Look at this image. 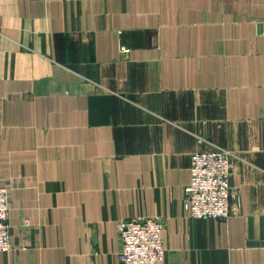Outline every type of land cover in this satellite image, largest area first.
<instances>
[{
    "label": "crops",
    "instance_id": "obj_1",
    "mask_svg": "<svg viewBox=\"0 0 264 264\" xmlns=\"http://www.w3.org/2000/svg\"><path fill=\"white\" fill-rule=\"evenodd\" d=\"M214 149L231 212L194 218ZM0 186V264H120L140 217L166 264H264V0H0Z\"/></svg>",
    "mask_w": 264,
    "mask_h": 264
},
{
    "label": "built area",
    "instance_id": "obj_2",
    "mask_svg": "<svg viewBox=\"0 0 264 264\" xmlns=\"http://www.w3.org/2000/svg\"><path fill=\"white\" fill-rule=\"evenodd\" d=\"M232 167L230 155L224 149L191 154L190 180L183 195V206L190 216L209 219L229 216L235 197L229 184ZM8 195V187L0 186V251L11 248ZM162 229V222L155 217L120 219L117 222L120 264H166Z\"/></svg>",
    "mask_w": 264,
    "mask_h": 264
},
{
    "label": "rangeland",
    "instance_id": "obj_3",
    "mask_svg": "<svg viewBox=\"0 0 264 264\" xmlns=\"http://www.w3.org/2000/svg\"><path fill=\"white\" fill-rule=\"evenodd\" d=\"M230 178V177H229ZM209 219V218H208Z\"/></svg>",
    "mask_w": 264,
    "mask_h": 264
}]
</instances>
